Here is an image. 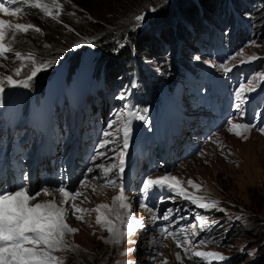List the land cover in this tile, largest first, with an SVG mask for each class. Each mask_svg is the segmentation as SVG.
<instances>
[{
    "label": "rangeland",
    "instance_id": "1",
    "mask_svg": "<svg viewBox=\"0 0 264 264\" xmlns=\"http://www.w3.org/2000/svg\"><path fill=\"white\" fill-rule=\"evenodd\" d=\"M251 2L253 13L250 16L252 19L255 18L258 37L238 52L242 55H238L236 60L255 56L261 59L263 65L255 72L254 80L251 79L246 83L248 86L255 85L252 82L259 81L261 74L264 76V0H251ZM60 3L63 4V9L59 20L45 16L34 7L33 14L20 12L11 16L0 13V19L12 24L30 22L42 29L41 33L31 30L27 34L20 33L16 40L26 44L29 38L39 40V49L33 54L39 60L51 61V65L45 71L53 70L70 56L77 58L81 51L87 49L94 55L100 56L102 53L98 45L103 46L107 42L113 43L119 39L116 45H123L118 53L120 63L128 54V49L137 54L136 47H131L134 41L140 42V45L141 41L148 44L149 39H158L162 34H171L172 39L166 44L174 47L176 43V37L172 34H175L174 28L177 33L189 31L183 14L188 16L186 13H189L195 16L197 11L203 9L201 0H60ZM84 3L88 4L89 8H86L88 11L84 10ZM185 6L187 7L183 10ZM153 8L155 11L152 10ZM141 14L144 15V20L136 21L135 17ZM77 43L81 45L79 48L74 47ZM158 44L160 47L163 46L160 38ZM13 47L16 51L28 53L19 50L15 42ZM156 48L158 49L157 46ZM152 50L149 55L145 54L142 57L158 74L165 73L166 53L157 52L155 48ZM190 53L196 55L199 52ZM108 61L104 62L101 71L107 75L109 92H111L128 79L126 77L128 74L112 77L109 65L112 64L115 68L118 62L116 58L113 60L110 58ZM18 64L19 61L11 54L8 59L0 57V73L13 75L12 70ZM45 71L39 72L32 81L41 82L40 77ZM14 78L24 77L14 76ZM246 135L247 139H244L229 132L228 128L221 129L220 133L213 136L211 142L203 144L198 153L173 169L172 175L179 178L192 194L203 196L205 200L219 201L213 211L219 225L224 229L222 242L216 246L201 247L202 249L220 250L225 254L236 255V264H264V135L253 132H248ZM188 180L201 185V189L188 185ZM92 189H86L84 196L76 202L81 208L93 210L100 204L114 206L116 196L113 189L101 188L100 194H94L96 191ZM92 193L100 201H92ZM44 195L37 196L33 202H43ZM128 201L131 202V197ZM130 206L133 208L132 202ZM116 210L122 215V209H113V207L100 209L99 213L86 212L84 221L69 215L67 222L79 231L76 234L66 235L68 249L53 254L63 259L64 264H145L151 259L149 254L154 251L152 248L157 245L161 248L155 250L157 255L154 258L155 263L152 261V264H164V261H167V264H199L192 259L188 260L186 255L171 243L165 244L162 241L161 245L155 244L146 231L142 232L143 229H138L133 236L126 235L127 238L124 235L118 244L107 243L106 241L114 238V234L98 225L96 217L98 214H103L114 221ZM137 215L141 216L139 218L141 220L143 217L141 210L137 211ZM73 248L75 250H72ZM129 249L132 251H128ZM177 253L181 259H177Z\"/></svg>",
    "mask_w": 264,
    "mask_h": 264
},
{
    "label": "snow or ice",
    "instance_id": "2",
    "mask_svg": "<svg viewBox=\"0 0 264 264\" xmlns=\"http://www.w3.org/2000/svg\"><path fill=\"white\" fill-rule=\"evenodd\" d=\"M24 3L30 4L32 7L39 9L45 16L52 17L55 20H59V16L62 13L63 4L60 0H23ZM17 0H3L0 2V13L15 16L22 11L20 7H11L16 4ZM7 5V6H6ZM155 11V9H152ZM136 21H143L144 15H137ZM35 31L41 33L42 29L32 23H16L12 24L7 20L0 19V57L8 59L9 54L13 55L17 61L18 66L14 67L12 72L13 75H6L0 73V97H2L6 87H23L28 88L31 85L32 80L36 77L39 72L45 71L50 65L51 61H42L31 53H21L20 51L14 50L13 44L18 38V34H27L29 31ZM91 43V41H85ZM80 44H75L74 47L79 48ZM123 45H121L122 47ZM242 55V53H238ZM236 57H232L235 59ZM258 57L250 56L248 60H255ZM200 60V57H196ZM242 63L245 61H241ZM205 63H210L205 61ZM219 67L225 73L230 72L231 68L226 64L214 65ZM23 76V79L14 78ZM264 79V77H261ZM255 90L254 87L247 88L245 85H241L236 91L235 96L239 103L235 104L239 115L243 117L244 112L242 110L243 103L245 102L244 93L247 91ZM123 100L125 97L121 95L119 97ZM2 102V100H0ZM146 111V110H145ZM137 115L136 113L128 112V116L131 117ZM124 117V113H117V118L114 119L109 128H112L117 124L118 120ZM137 118L146 120L143 115H138ZM130 120H127L123 125V136L122 138L117 136V140L122 139L123 148H128L131 127ZM228 131L234 133L236 136L247 139L246 133L250 132L255 125L249 123H234L232 120L228 121ZM264 134V128L259 129ZM119 131V130H118ZM104 137H112L113 133L106 131L103 133ZM113 141L110 139H104L100 144L99 148L103 149ZM98 156H103L104 153H97ZM124 153L121 152L118 159V164L111 166L98 165L102 170L104 179L106 180V186H116V182L109 179V176L115 169H119L118 175L124 172ZM93 169L89 168L88 172L91 173ZM99 179V176L96 177ZM187 184L196 189H201V185L196 184L192 180H188ZM88 185L87 178L81 181V188H85ZM181 181L175 176H160L153 178L149 176L143 181V190L147 193L151 189H168L171 192H175L178 196L182 197L185 201H189L193 205L203 209H214L217 208L219 201L205 200L203 196H197L187 191L186 188L181 187ZM96 191L95 188L92 189ZM121 194L115 198L114 206L107 204L97 205L96 209L88 210L81 208L76 200L84 193L80 190H67L66 186H61L57 189L60 193V203L55 200L44 201L40 203H32L36 200L37 196L41 193L30 194V190L24 186L19 185L12 189L0 187V264H64L63 259L54 255V252L63 251L69 248V243L65 239L67 234H76L79 229L71 227L67 222L69 215H74L76 219L84 221V213L90 211L100 212V209H107L110 207L127 210L128 215L126 220L123 219L119 212L115 213V220L121 221L126 224L127 232H121L117 228V224L113 220L108 219L103 214H98L96 217V223L105 227L109 233L114 234V238L106 241L107 243H120L121 238L124 235H130L134 233L138 228L143 226V222L131 214V206L126 202L127 197L123 195V184L120 185ZM43 194L51 195L47 189L43 190ZM86 198V197H85ZM175 197H168V199H174ZM147 208V205H145ZM222 211V209H220ZM151 211V209H149ZM180 210L177 209L176 212ZM77 213H80L77 215ZM173 215V210H166L162 219L169 221ZM183 219V217H181ZM196 219L200 221L201 231L207 227V221L205 217L197 216ZM196 225H192L195 228ZM161 233L168 234L177 241V246L180 247L183 244H193V240L185 238L181 240V237L176 232H170L167 227L160 229ZM180 233H185V229L181 228ZM199 232H193L192 236H199ZM209 241L201 238L193 246L207 244ZM78 247V246H75ZM72 250H75L73 248ZM128 251H132L129 249ZM190 251V249H186ZM126 254V253H125ZM192 256L200 258L203 261H208L211 264L212 260L224 261L227 259L222 253L219 252H205V251H192ZM177 259H181L179 253H177ZM167 264V261H164Z\"/></svg>",
    "mask_w": 264,
    "mask_h": 264
},
{
    "label": "clouds",
    "instance_id": "3",
    "mask_svg": "<svg viewBox=\"0 0 264 264\" xmlns=\"http://www.w3.org/2000/svg\"><path fill=\"white\" fill-rule=\"evenodd\" d=\"M255 128L256 127L252 128V130L250 132L264 135V134H262L260 132V130H259L260 128H258V129H255ZM262 128H264V127H262ZM171 175H172V173H171ZM180 186L181 187H184V185L182 184V182H181V185ZM115 193L116 192L114 190V195H115ZM174 195L176 196L177 199H176L175 202H173V204L176 207H178L179 210H182L183 209L187 213V216H188L187 219L185 220V223L183 225H179V226H177L175 228V232L180 235L181 240H183L185 238V234H186L187 235V238L193 240V244H186L185 243L182 246L178 247L177 246V241L176 240H173V238L171 236H169L168 234L167 235L166 234H162L161 236H159V235H157L154 232H149L147 229H143L142 232L146 231V233L150 236L151 241H153L155 244L156 243L160 244V242H162V241H169V242H171V244H173L174 246L178 247L180 251L183 250L182 252L187 257H189L190 260L192 259L194 261H197V262H199V264H209V262L208 261H203L200 258L193 257L192 256V251L219 252V253H222L225 257H227V259L224 260V261L212 260L211 261V264H236V259H237L236 258V255L225 254V253H223L220 250H204V249L201 248V247H204V246H216L218 243H221L222 242V233H223L224 229H223L222 226L219 225V222H218V220L216 218V214L213 211V209H203V208H199L196 205H193L192 203H190L189 201H184V199L182 197L178 196L177 194H174ZM170 196L172 197V195H170ZM133 209L135 210L134 207H133ZM125 211L126 210H124V212ZM116 212H117V210H116ZM197 216H201V217H205L206 218L207 227L203 231H201L200 221L198 219H196ZM115 222H117V221L114 219V223ZM192 225H196V227L195 228H192ZM181 228L185 229V233H183V234L180 233V229ZM194 231L195 232H199L200 235L199 236H196V237H193L192 236V233ZM201 238L206 239V240H209V241H214V242H209L207 244L198 245V246H195L194 247L193 245L196 244V242H198ZM157 248H161V246L159 247V246L155 245L152 248L154 251H151L150 254H149V256H150L151 259L149 261H146L145 264H152V261H153V263H155L154 262V258L157 255V253H156L155 250ZM186 249H190V251H186ZM241 258L242 257H240V259Z\"/></svg>",
    "mask_w": 264,
    "mask_h": 264
},
{
    "label": "trees",
    "instance_id": "4",
    "mask_svg": "<svg viewBox=\"0 0 264 264\" xmlns=\"http://www.w3.org/2000/svg\"><path fill=\"white\" fill-rule=\"evenodd\" d=\"M202 2H206V0H201ZM199 2V1H198ZM83 9H84V7H85V9L84 10H86V11H88L86 8H89V6H88V4H86V3H84L83 4V6L82 5H80ZM28 13H31V14H33L34 13V11H32V10H30V11H28ZM88 13V12H87ZM89 14V13H88ZM193 17H194V15H193ZM193 17H190V19L191 18H193ZM25 38V37H24ZM162 38H164L165 39V36L162 34ZM147 39V38H146ZM120 41V39L118 40V41H116V42H107V43H105L102 47L104 48V50L105 51H109V50H111L112 48H114V46H117L116 44L118 43ZM154 41H156V39L154 38V40H153V42ZM152 42V40H148V44H146V43H144L143 41H141V45H140V42H133L132 43V46L131 47H133V48H135V50H136V53L137 54H148L149 55V53L152 51V47H151V45H153L154 43ZM38 43H40L39 42V40L37 39H32V38H29L28 39V42H27V44L25 43V42H22V41H17V40H15V44L18 46V49L19 50H21V51H25V52H31V53H35L38 49H39V46H38ZM149 46V47H148ZM42 48V47H41ZM129 51H128V54L125 56V58H130L129 60H130V62H129V64H133V65H136V62L133 60V59H131V53H132V51H131V49H128ZM110 73V72H109ZM47 75V74H46ZM40 79H41V84H43L44 83V78L43 77H40Z\"/></svg>",
    "mask_w": 264,
    "mask_h": 264
},
{
    "label": "bare ground",
    "instance_id": "5",
    "mask_svg": "<svg viewBox=\"0 0 264 264\" xmlns=\"http://www.w3.org/2000/svg\"><path fill=\"white\" fill-rule=\"evenodd\" d=\"M188 16H186L185 14H183V19L185 20V21H188L189 19H190V17H193L191 14H189V13H186ZM258 37V35L257 34H254V40L256 39ZM199 54L200 53H198V54H193V53H187V57H197V56H199ZM44 85H46L47 84V82H46V80H44V83H43ZM100 95H103V96H106V94H100ZM218 133H220V130L219 131H217L214 135H217ZM139 153H141V152H143V151H141V150H139L138 151ZM187 160V159H186ZM184 162V161H183ZM95 186H97V188L95 187ZM91 188H95L96 189V192L94 193V194H100V189L102 188L101 186H98V185H96V184H93L91 181H89V183H88V185L85 187V188H81V189H78V188H76L75 190H82V192L85 194V190L86 189H91ZM44 189H47V188H44ZM43 189V190H44ZM43 190H40L39 192H36V193H41L42 195H43ZM48 190V192L49 193H51V195H44L43 196V202L44 201H50V200H56V202L57 203H60V194L58 193V192H55V191H52V190H49V189H47ZM106 191H108V190H106ZM88 196V195H87ZM125 197H127V200H126V202L130 205V203L131 202H129L128 201V198L129 197H131L129 194L128 195H124ZM81 197H83V196H81ZM172 197H175L174 199H169L170 201H172V202H175L176 201V196L173 194L172 195ZM55 198V199H54ZM91 198H92V201L93 200H95V201H100V199H98V197H95L94 195H93V193L91 194ZM94 198V199H93ZM80 200V198H78L77 200H76V202H78ZM91 201V202H92ZM35 202V201H34ZM33 201H32V203H34ZM119 209V208H118ZM131 210H132V212L135 214V217L137 218V216H138V219L139 218H141V216H139V215H137V212L133 209V208H131ZM139 210H141V209H139ZM123 211H124V209H122V213H123ZM141 212H142V210H141ZM144 215V213L142 212V216ZM143 218V217H142ZM143 222V221H142ZM139 229V228H138ZM137 229V230H138ZM136 230V231H137ZM136 231L134 232V233H136ZM126 232H127V227H126ZM134 233H132V234H130V235H133ZM129 236V235H128ZM125 237L127 238V236L125 235ZM130 239V238H129ZM165 242V244H167V243H171V242H169V241H164ZM182 254H184L182 251H180ZM187 257V256H186ZM187 259L188 260H190L188 257H187Z\"/></svg>",
    "mask_w": 264,
    "mask_h": 264
}]
</instances>
